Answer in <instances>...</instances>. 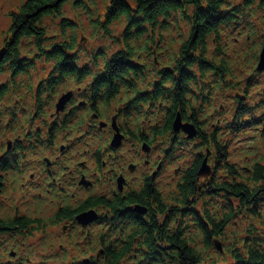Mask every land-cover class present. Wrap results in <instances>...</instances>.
Returning <instances> with one entry per match:
<instances>
[{"label": "clouds", "instance_id": "obj_1", "mask_svg": "<svg viewBox=\"0 0 264 264\" xmlns=\"http://www.w3.org/2000/svg\"><path fill=\"white\" fill-rule=\"evenodd\" d=\"M262 52L264 0H0V264H264Z\"/></svg>", "mask_w": 264, "mask_h": 264}, {"label": "trees", "instance_id": "obj_2", "mask_svg": "<svg viewBox=\"0 0 264 264\" xmlns=\"http://www.w3.org/2000/svg\"><path fill=\"white\" fill-rule=\"evenodd\" d=\"M114 4L117 6V7H121L122 5V0H113ZM206 22V21H205ZM14 37H15V33L13 34ZM175 120V119H174ZM173 120V122H174ZM259 175L261 176H264V170H260L259 171ZM2 179H3V176H0V187H3V183H2ZM229 191H233V192H237L238 195H242L241 192H238V190L236 189H229ZM136 204L137 205H140V202L139 201H136ZM173 245H169V247L171 248ZM176 247L179 249V245H176ZM183 255V254H182ZM189 264H192V261H189Z\"/></svg>", "mask_w": 264, "mask_h": 264}, {"label": "water", "instance_id": "obj_3", "mask_svg": "<svg viewBox=\"0 0 264 264\" xmlns=\"http://www.w3.org/2000/svg\"><path fill=\"white\" fill-rule=\"evenodd\" d=\"M261 56L264 57V52L261 53ZM174 123H175V120H174L173 124ZM137 206H139V205H137Z\"/></svg>", "mask_w": 264, "mask_h": 264}, {"label": "rangeland", "instance_id": "obj_4", "mask_svg": "<svg viewBox=\"0 0 264 264\" xmlns=\"http://www.w3.org/2000/svg\"><path fill=\"white\" fill-rule=\"evenodd\" d=\"M4 180V177H3V179H2V181Z\"/></svg>", "mask_w": 264, "mask_h": 264}]
</instances>
